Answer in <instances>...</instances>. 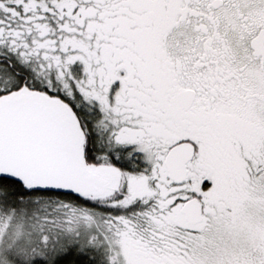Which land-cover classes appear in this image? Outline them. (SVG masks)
<instances>
[{"label":"snow or ice","instance_id":"6c2138e0","mask_svg":"<svg viewBox=\"0 0 264 264\" xmlns=\"http://www.w3.org/2000/svg\"><path fill=\"white\" fill-rule=\"evenodd\" d=\"M0 264H264V0H0Z\"/></svg>","mask_w":264,"mask_h":264}]
</instances>
